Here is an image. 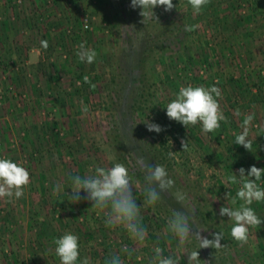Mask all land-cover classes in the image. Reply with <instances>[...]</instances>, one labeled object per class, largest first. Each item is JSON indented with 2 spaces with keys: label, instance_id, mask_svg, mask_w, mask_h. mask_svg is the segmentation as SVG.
Here are the masks:
<instances>
[{
  "label": "rangeland",
  "instance_id": "374dc122",
  "mask_svg": "<svg viewBox=\"0 0 264 264\" xmlns=\"http://www.w3.org/2000/svg\"><path fill=\"white\" fill-rule=\"evenodd\" d=\"M172 2L189 26H198L182 47L160 34L172 16L163 6L153 9L157 20L146 31L142 9H133L131 0H0V158L30 173L22 197L0 198V264L43 259L60 264L54 240L68 232L79 237L80 257L91 264H104L112 253L125 264H150L157 246L187 264V253L166 231L174 209L186 211L208 239L214 232L224 235L219 249H198V241L189 240L186 248L198 250L200 264H264V222L250 226L248 242L235 246L234 222L219 215L222 206L243 203L226 200L240 187L228 177L238 176L241 167L245 174L253 165L264 168V0H210L199 14L188 0ZM86 16L92 30L84 29ZM125 28L135 49L143 46L154 56L147 70L157 91L140 114L130 109L123 119L122 100L114 91L121 87ZM151 33L161 38L154 41ZM41 41H47L46 49ZM80 43L96 51L94 63L80 61ZM31 50L44 52L45 61L29 58ZM85 76L89 83L82 82ZM189 85L220 89L217 99L226 121L215 132L205 134L199 123L186 128L167 117L166 105ZM248 115L253 116L251 151L234 143ZM147 121L162 131H148ZM181 140H188V151ZM141 158L164 166L175 182L156 205L144 203ZM116 163L129 170L147 228L146 241L131 256L121 251L135 246L122 227H106L103 213L83 198V190L79 203L69 197L71 177ZM262 181L264 175L257 183ZM177 191L186 195L184 204L175 199ZM250 207L264 220V201ZM44 230L48 235L41 239Z\"/></svg>",
  "mask_w": 264,
  "mask_h": 264
},
{
  "label": "clouds",
  "instance_id": "9594fccd",
  "mask_svg": "<svg viewBox=\"0 0 264 264\" xmlns=\"http://www.w3.org/2000/svg\"><path fill=\"white\" fill-rule=\"evenodd\" d=\"M194 12L199 14L201 10L210 3V0H188ZM133 9L139 7L142 11L139 13L143 17L142 23L152 20L155 17L153 9L157 6H163L166 12H170L176 5L172 0H131ZM198 26H187L185 31H194ZM42 47H48L47 41H41ZM76 55L80 61L92 64L95 62L97 53L95 50L87 48L85 43L78 45ZM84 81L89 83V78L84 77ZM92 88L96 85L92 84ZM221 97L219 88L213 86L205 88L203 86L180 87L175 99L166 105V115L169 120L181 123L188 128L198 123L202 126V132L207 134L215 132L221 126V121H226L218 99ZM82 111L88 112L87 106ZM253 120L252 115H248L241 125L243 131L235 136V144L243 146L251 151L252 141L249 139V125ZM147 130L160 133V125L146 122ZM183 151L189 150L188 140H181ZM174 152H170L172 157ZM139 166L146 172L144 196L146 205H156L161 201V193L169 191L174 187L175 182L169 177L166 168L159 164L146 163L143 158L139 161ZM239 175L228 177V182L240 184L236 197H231L230 192L226 194V200L231 204H236L237 199L243 203L233 208L222 206L219 209L221 217L227 216L233 221L231 228L232 238L244 245L249 239V227L260 226L264 220H261L250 205L255 202L264 201V187L258 185L264 175V168H257L255 165L247 170L241 167ZM30 183V173L22 165L13 162L8 158H0V198L15 196L20 198L24 194V188ZM71 203H79L82 199L81 191L86 194L83 198L92 201V206L100 210L104 216L106 227H122L129 237L134 241V247L124 246L121 251L127 256L133 255L136 249L144 244L147 238V228L143 225L140 216L141 206L133 194V185L128 168L122 163H116L110 168L97 167L93 175L71 177ZM178 203L184 204L187 197L184 193L177 191L174 193ZM168 233H171L178 241V247L182 248L183 253H187V264H200L198 250L188 251L187 243L191 238L199 243V248L219 249L223 245L224 239L222 232L211 233L212 239L202 235L205 231L197 227L186 211L173 210L171 218L167 222ZM55 254L60 259V264H91L89 258L80 257L79 237L70 232L54 240ZM154 256L150 264H180L179 258L172 255H165L162 247L153 249ZM104 264H125L124 259L118 253H112L105 258Z\"/></svg>",
  "mask_w": 264,
  "mask_h": 264
},
{
  "label": "trees",
  "instance_id": "16d2710c",
  "mask_svg": "<svg viewBox=\"0 0 264 264\" xmlns=\"http://www.w3.org/2000/svg\"><path fill=\"white\" fill-rule=\"evenodd\" d=\"M140 12L141 10L138 11V13ZM170 12H172V16L170 17L169 23L168 25H165L164 28L160 29V34L162 33L161 36L163 37H171L176 40L177 46L182 47L186 35L189 34L188 31H185V27L186 25L189 26V24L185 22L184 18L174 11V9ZM140 19L142 20V18ZM140 19L138 18L136 22L140 23ZM154 20L155 19L153 18L152 20L143 23L146 31L149 25L155 24L156 21ZM157 34L151 33V39H155L154 41L160 39L161 36ZM123 43L126 47L122 49L123 56L120 60L119 67L121 87L114 92L115 94H118L122 100L121 108L125 113L123 119H126L129 116L130 109L132 114L138 115L144 110V108L148 107V103L156 94L157 84L154 77L149 75L148 72V63L154 59L152 53L146 52V49L143 46L139 49H135L133 40L128 35V32H126V28L124 30ZM138 71L142 72L138 73ZM82 82H84L83 78ZM135 84H137V86ZM128 126L129 124H127L125 128H128ZM209 221H212L211 218H209ZM238 243L239 242L233 240V245L238 246Z\"/></svg>",
  "mask_w": 264,
  "mask_h": 264
},
{
  "label": "crops",
  "instance_id": "0c3cea01",
  "mask_svg": "<svg viewBox=\"0 0 264 264\" xmlns=\"http://www.w3.org/2000/svg\"><path fill=\"white\" fill-rule=\"evenodd\" d=\"M6 30H7V29H6ZM6 38H7V37H6ZM27 52H28V50H27ZM35 55H36V56H39V57L41 56L40 59H42V60L45 58V53H44V52H42V53L39 52V53H38V51H35V50H31V51H30V55H28V57L30 58V57H33V56H35ZM43 61H45V60H43ZM28 63H29V61H28ZM41 66H42V65H41ZM41 66H40V67H41ZM40 216H41V215H40ZM45 235L47 236L48 233L44 230V234H42L41 239H42L43 237L45 238V237H46ZM34 263H35V264H47L46 261H45L44 259L41 260V261H38V262H32L31 264H34ZM27 264H28V263H27Z\"/></svg>",
  "mask_w": 264,
  "mask_h": 264
},
{
  "label": "built area",
  "instance_id": "2783aa9c",
  "mask_svg": "<svg viewBox=\"0 0 264 264\" xmlns=\"http://www.w3.org/2000/svg\"><path fill=\"white\" fill-rule=\"evenodd\" d=\"M91 20L92 19H89V16H86V18L84 19V23H83V25H84V29L85 30H92V27H91ZM61 50V49H60ZM264 73V72H263ZM79 84V86H81V84L82 83H78ZM23 136H24V133L22 134ZM12 142V141H11ZM25 162H27L26 160H25ZM258 185L259 186H263L264 185V183L263 182H259L258 183Z\"/></svg>",
  "mask_w": 264,
  "mask_h": 264
}]
</instances>
